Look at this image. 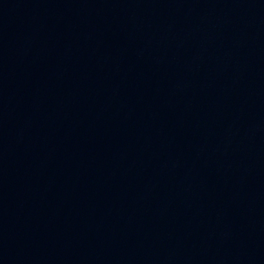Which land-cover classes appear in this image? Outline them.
I'll return each mask as SVG.
<instances>
[{"label":"water","instance_id":"water-1","mask_svg":"<svg viewBox=\"0 0 264 264\" xmlns=\"http://www.w3.org/2000/svg\"><path fill=\"white\" fill-rule=\"evenodd\" d=\"M0 264H264V0H0Z\"/></svg>","mask_w":264,"mask_h":264}]
</instances>
